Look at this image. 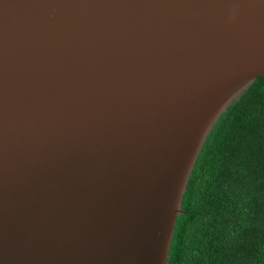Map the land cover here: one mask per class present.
I'll return each mask as SVG.
<instances>
[{
	"label": "water",
	"instance_id": "obj_1",
	"mask_svg": "<svg viewBox=\"0 0 264 264\" xmlns=\"http://www.w3.org/2000/svg\"><path fill=\"white\" fill-rule=\"evenodd\" d=\"M261 76L264 0H0V264H167Z\"/></svg>",
	"mask_w": 264,
	"mask_h": 264
},
{
	"label": "trees",
	"instance_id": "obj_2",
	"mask_svg": "<svg viewBox=\"0 0 264 264\" xmlns=\"http://www.w3.org/2000/svg\"><path fill=\"white\" fill-rule=\"evenodd\" d=\"M167 264H264V76L197 156Z\"/></svg>",
	"mask_w": 264,
	"mask_h": 264
}]
</instances>
